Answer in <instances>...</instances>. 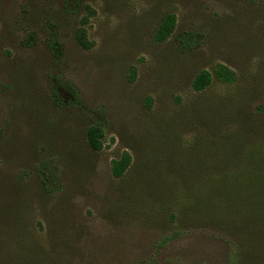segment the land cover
Returning a JSON list of instances; mask_svg holds the SVG:
<instances>
[{
    "label": "rangeland",
    "instance_id": "rangeland-1",
    "mask_svg": "<svg viewBox=\"0 0 264 264\" xmlns=\"http://www.w3.org/2000/svg\"><path fill=\"white\" fill-rule=\"evenodd\" d=\"M84 6L68 14L63 0H0V264H143L173 229L183 232L156 264H230L232 242L236 264H264L255 216L246 227L234 213L183 215L188 190L242 165L231 140L264 145V115L253 112L264 102V0ZM168 13L174 32L155 42ZM184 32L189 49L176 39ZM218 65L235 80L218 79ZM201 70L211 83L194 91ZM55 79L74 88L75 105L53 100ZM58 97L73 98L62 87ZM95 121L100 150L86 142ZM123 152L130 164L115 178L111 162ZM45 160L56 171L53 194L38 173Z\"/></svg>",
    "mask_w": 264,
    "mask_h": 264
},
{
    "label": "trees",
    "instance_id": "trees-1",
    "mask_svg": "<svg viewBox=\"0 0 264 264\" xmlns=\"http://www.w3.org/2000/svg\"><path fill=\"white\" fill-rule=\"evenodd\" d=\"M84 0H63V9L68 14H74L82 10ZM87 19L83 20L86 23ZM176 17L173 13L166 14L158 27L156 28L153 40L155 42H163L167 40L174 32ZM52 23L48 29V46L52 54L59 57L62 53L61 43L58 39ZM187 32L176 35L177 41L182 44L184 49H189L192 46L193 40ZM214 73L218 79L223 82H233L235 80L234 73L224 65H218ZM51 82V92L53 100L59 105H75L78 101L77 94L74 88L67 82ZM211 83V74L207 70L199 71L193 78L191 87L194 91H202ZM59 87L63 90L71 92L72 99L65 103L60 99ZM253 112L256 115H264V102L257 103ZM87 145L92 150H100L103 146L104 129L101 122L95 121L88 125L85 131ZM242 142L236 139L231 140L230 145L233 147L240 146L239 155H242L240 161H243L239 168L229 166L222 173L209 178L207 185L197 186L193 190H188L184 194L186 204L184 205L183 214L188 216L194 211L195 214L201 213L206 216H223L227 212L234 213L235 216L242 217V223L246 227L250 224L249 216H255L257 224H264V145L261 142L254 141ZM254 141V142H253ZM233 150V148H232ZM130 164V156L127 152H123L121 156L112 160L111 173L113 177L120 178L127 170ZM38 173L41 179L43 188L49 194L55 193L58 188V180L56 179V171L50 161H41L38 166ZM185 202V201H184ZM197 212V213H196ZM213 218V219H214ZM214 223H219V220H213ZM247 225H246V224ZM183 231L173 229L162 235L155 243L150 256L143 261V264H156L157 256L162 249L170 242L181 236ZM238 258V249L234 242L231 243L229 253V263L236 264Z\"/></svg>",
    "mask_w": 264,
    "mask_h": 264
}]
</instances>
